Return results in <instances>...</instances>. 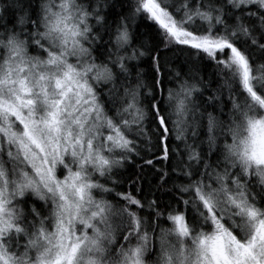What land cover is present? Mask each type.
I'll use <instances>...</instances> for the list:
<instances>
[{
  "label": "snow or ice",
  "instance_id": "6c2138e0",
  "mask_svg": "<svg viewBox=\"0 0 264 264\" xmlns=\"http://www.w3.org/2000/svg\"><path fill=\"white\" fill-rule=\"evenodd\" d=\"M0 264H264V0H0Z\"/></svg>",
  "mask_w": 264,
  "mask_h": 264
},
{
  "label": "trees",
  "instance_id": "16d2710c",
  "mask_svg": "<svg viewBox=\"0 0 264 264\" xmlns=\"http://www.w3.org/2000/svg\"><path fill=\"white\" fill-rule=\"evenodd\" d=\"M141 31H144V29H141ZM176 55H179L180 56V62H182L183 59H184V55L183 54H174L173 55V58H175ZM211 71H212V68H206L205 71H204V75L207 76V74L209 72H211ZM165 199H167V198H165Z\"/></svg>",
  "mask_w": 264,
  "mask_h": 264
}]
</instances>
